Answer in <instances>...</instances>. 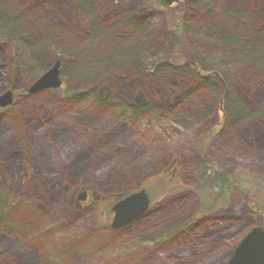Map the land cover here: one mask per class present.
<instances>
[{"label": "rangeland", "instance_id": "374dc122", "mask_svg": "<svg viewBox=\"0 0 264 264\" xmlns=\"http://www.w3.org/2000/svg\"><path fill=\"white\" fill-rule=\"evenodd\" d=\"M261 14L264 0H0V95H15L0 219L23 223L0 229V264H224L264 227ZM57 59L61 89L25 96ZM84 184L96 204L77 210ZM139 188L149 211L110 230L103 197Z\"/></svg>", "mask_w": 264, "mask_h": 264}, {"label": "water", "instance_id": "95a60500", "mask_svg": "<svg viewBox=\"0 0 264 264\" xmlns=\"http://www.w3.org/2000/svg\"><path fill=\"white\" fill-rule=\"evenodd\" d=\"M180 0H160L161 7H169ZM193 2L194 0H181ZM61 63L55 65L44 73L38 80L30 85L29 94L45 90H57L61 87ZM13 104L11 91L0 96V109H5ZM121 199L112 207L113 218L110 228L119 230L130 225L142 217L149 209L150 199L144 189L131 193ZM86 201V190L79 193L77 203ZM226 264H264V227H253L236 245Z\"/></svg>", "mask_w": 264, "mask_h": 264}, {"label": "flooded vegetation", "instance_id": "af4514ba", "mask_svg": "<svg viewBox=\"0 0 264 264\" xmlns=\"http://www.w3.org/2000/svg\"><path fill=\"white\" fill-rule=\"evenodd\" d=\"M60 79L62 80L61 78V72H60ZM62 86H63V82H62ZM139 92H136L135 94V103L138 104H141L143 105L144 102L142 101V99H140V96H137ZM25 96H29V94L26 93ZM8 108L6 109H0V113L2 112H5L7 111ZM178 160L176 158H173L171 159V161L169 163L166 164V166L161 170V173H163V171H168V176L166 178V180L169 182L170 184V188L173 189L172 186H175V188L177 187L178 188V177H179V168H178ZM151 177V176H150ZM196 183V182H195ZM145 189V188H144ZM84 190H86V201L85 202H80V203H77V196L79 193L83 192ZM146 190V189H145ZM147 192V191H146ZM148 194V193H147ZM116 196L118 195H115V196H105L103 197V199H107L108 201L109 200H114V202L117 200ZM149 196V195H148ZM96 198H95V195H94V191H92V188L88 185V184H84L82 185L79 190H78V193L75 197V207L78 208V209H82V208H87L88 206H94L96 204ZM110 215L112 216V212H111V209H110Z\"/></svg>", "mask_w": 264, "mask_h": 264}, {"label": "trees", "instance_id": "16d2710c", "mask_svg": "<svg viewBox=\"0 0 264 264\" xmlns=\"http://www.w3.org/2000/svg\"><path fill=\"white\" fill-rule=\"evenodd\" d=\"M90 2L92 3L93 2V0L91 1L90 0ZM84 6H85V4H84ZM85 8V7H84ZM264 19V17H263V14H261L259 17H258V19L257 20H261L262 18ZM242 19V18H241ZM256 20V21H257ZM251 21V20H250ZM240 23V22H239ZM241 26V24L238 26V27H240ZM1 37V36H0ZM3 38V37H2ZM4 39V38H3ZM2 39V40H3ZM16 55H18L17 54V52H16ZM15 55V56H16ZM123 58V60H122V64H124V63H126V62H124L125 61V59H124V56L122 57ZM16 61L18 60V57L16 56V59H15ZM15 61V68H17L18 67V62H16ZM129 62V61H128ZM218 77V76H217ZM222 91V90H221ZM223 92H224V90H223ZM27 92H25V94H26ZM225 96H226V98H228L229 97V94L228 93H226V92H224L223 93ZM247 110V109H246ZM216 176V178H222L223 179V182H221V184H220V182H218V181H214V180H211V182H210V184L209 185H207L206 186V191H207V189H210V191L211 192H214V194H217V192H216V186L220 189V191L222 190V189H224V188H226L227 187V185H228V182H226L225 183V179L223 178V177H220V176H218V175H215ZM200 182H201V180H200ZM222 184H224V187L222 188ZM219 193V192H218ZM37 209V208H36ZM37 213L38 214H36V213H32L31 212V215H32V217L30 218V217H28L27 219H25V222H27V221H31L30 223H32V222H36L37 220L38 221H40L39 220V217H40V213L41 212H39V211H37ZM9 216H12V213H9L6 217H4V220L3 219H0V229H2V231H4V232H6V231H8V232H12L13 234L15 233V232H20V233H22L21 231H22V222H20V220L18 221V220H16V222H13L12 221V218H10ZM35 220V221H34Z\"/></svg>", "mask_w": 264, "mask_h": 264}, {"label": "bare ground", "instance_id": "6f19581e", "mask_svg": "<svg viewBox=\"0 0 264 264\" xmlns=\"http://www.w3.org/2000/svg\"><path fill=\"white\" fill-rule=\"evenodd\" d=\"M150 41H148V43H149ZM160 47V46H159ZM57 61H59V59H57V60H55V62L52 64V66H50L45 72H47L48 70H50L54 65H55V63L57 62ZM60 62V61H59ZM19 66V65H18ZM44 71V70H43ZM38 78H40V76L38 77H35V80H33L32 81V84L36 81V80H38ZM7 91H11L12 92V94H13V102L15 103V95H14V93H13V91H12V89L10 88V89H8V90H6L5 92H7ZM46 91V90H45ZM4 92V93H5ZM40 92H43V91H39V92H36V93H33V94H37V93H40ZM1 95H3V94H1ZM0 95V96H1ZM26 95V94H25ZM134 104L135 105H137V103H135V101H134ZM239 192V191H238Z\"/></svg>", "mask_w": 264, "mask_h": 264}]
</instances>
